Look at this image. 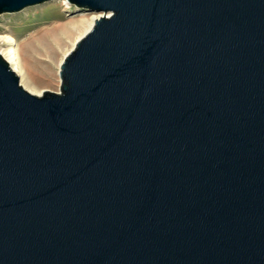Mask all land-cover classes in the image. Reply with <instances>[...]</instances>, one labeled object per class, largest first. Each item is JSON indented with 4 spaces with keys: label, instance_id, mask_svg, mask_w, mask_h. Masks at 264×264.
I'll use <instances>...</instances> for the list:
<instances>
[{
    "label": "water",
    "instance_id": "1",
    "mask_svg": "<svg viewBox=\"0 0 264 264\" xmlns=\"http://www.w3.org/2000/svg\"><path fill=\"white\" fill-rule=\"evenodd\" d=\"M66 1L60 91L0 52V264H264V0Z\"/></svg>",
    "mask_w": 264,
    "mask_h": 264
},
{
    "label": "rangeland",
    "instance_id": "2",
    "mask_svg": "<svg viewBox=\"0 0 264 264\" xmlns=\"http://www.w3.org/2000/svg\"><path fill=\"white\" fill-rule=\"evenodd\" d=\"M67 2L66 0H53L26 7L18 12L0 14V52L2 53L7 47L15 45L18 51H21V56L24 59L26 53L23 48L26 47L27 39L32 34H36L56 24L81 22L85 19H95L102 15V13L88 10H79L76 14L73 11L77 8ZM7 37H14L16 41L11 42ZM3 38H6V40H3ZM73 38L74 35L66 37L65 41L58 46L56 53L53 54L51 63L42 62L38 72L30 68L28 69L32 75L33 82H36L35 84L31 85L20 77L21 84L27 90H29L28 87H35L38 91L42 92L44 90L60 91V63L64 57V51L72 49ZM39 57L43 60L49 59L44 53L39 54Z\"/></svg>",
    "mask_w": 264,
    "mask_h": 264
},
{
    "label": "bare ground",
    "instance_id": "3",
    "mask_svg": "<svg viewBox=\"0 0 264 264\" xmlns=\"http://www.w3.org/2000/svg\"><path fill=\"white\" fill-rule=\"evenodd\" d=\"M78 11L79 9H75V11L73 12L77 14ZM81 13L83 12L81 11ZM95 19L94 18L90 20L85 19L81 22H75V23L66 22V23H60L56 25L52 24L53 25L52 27L46 28L36 34H32L27 39L26 47L23 48V50L26 53V57H24V59L21 56V53H20L21 51H18V48L15 45L7 47L5 50H3L1 54L9 62V64L11 65V68L24 81H27V83L33 85L36 82H33L32 75L28 71V69L30 68L38 72L39 71L38 69L41 68L40 65L42 64V62L46 61L48 63H51L53 54L56 53L58 46L61 45L65 41L66 37L74 35V38L72 39V44H71L73 48L77 40L81 38L92 27ZM7 38L11 42L16 41L14 37H7ZM3 40H6V38H3ZM69 51H70L69 49H66L64 51L63 58H65V56L67 55ZM41 53L46 54L49 57V59L43 60L41 57H39V54ZM63 58L61 60V63L63 61ZM61 63H60V67H61ZM28 89L32 93L42 94L41 93L42 91H38L35 87H31V88L28 87Z\"/></svg>",
    "mask_w": 264,
    "mask_h": 264
}]
</instances>
